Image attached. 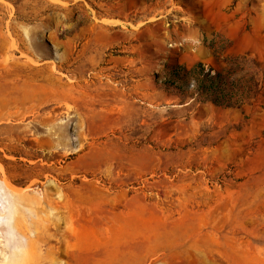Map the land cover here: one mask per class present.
Listing matches in <instances>:
<instances>
[{
    "label": "rangeland",
    "instance_id": "obj_1",
    "mask_svg": "<svg viewBox=\"0 0 264 264\" xmlns=\"http://www.w3.org/2000/svg\"><path fill=\"white\" fill-rule=\"evenodd\" d=\"M244 55L264 0H0V264H264V95L162 83Z\"/></svg>",
    "mask_w": 264,
    "mask_h": 264
},
{
    "label": "trees",
    "instance_id": "obj_2",
    "mask_svg": "<svg viewBox=\"0 0 264 264\" xmlns=\"http://www.w3.org/2000/svg\"><path fill=\"white\" fill-rule=\"evenodd\" d=\"M233 67L238 66L239 72L231 67L217 70H205L204 63L196 62L191 67L183 64L168 66L162 83L173 87L181 93H197L209 97L216 105L243 106L251 104L263 96L261 62L253 56L233 58Z\"/></svg>",
    "mask_w": 264,
    "mask_h": 264
},
{
    "label": "crops",
    "instance_id": "obj_3",
    "mask_svg": "<svg viewBox=\"0 0 264 264\" xmlns=\"http://www.w3.org/2000/svg\"><path fill=\"white\" fill-rule=\"evenodd\" d=\"M97 261H100V260H95L94 256L92 254L87 253V252H81L77 256V262L79 264H94Z\"/></svg>",
    "mask_w": 264,
    "mask_h": 264
}]
</instances>
